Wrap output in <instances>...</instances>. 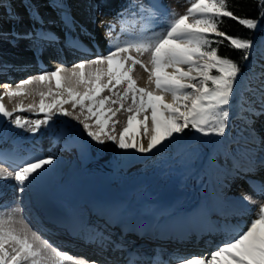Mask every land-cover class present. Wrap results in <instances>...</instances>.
Here are the masks:
<instances>
[{
  "label": "bare ground",
  "instance_id": "1",
  "mask_svg": "<svg viewBox=\"0 0 264 264\" xmlns=\"http://www.w3.org/2000/svg\"><path fill=\"white\" fill-rule=\"evenodd\" d=\"M20 1L9 0L8 3L14 7L0 8L5 9L0 12V37L6 38L11 33L14 36L11 38L12 43L23 40L27 48L16 49L0 41V93L5 91V84L15 88L12 82L29 69L33 74H40L48 67L55 70L60 63L73 65L102 53L107 55L110 48L107 36L110 24L115 26L113 37L118 32L122 35L121 40L128 39L129 34L138 36L134 35L136 26L130 21H121L113 11L103 14L96 31L94 19L101 15L94 10L95 0H23L24 4L30 5L28 8L19 4ZM130 2L131 5L133 2L136 4L134 0ZM116 4L119 5V2ZM133 11L137 10L132 8L128 12ZM13 13L29 15L31 21H25L26 26H20L16 21L2 19V16H12ZM125 14L128 16V13ZM13 17L17 18L16 15ZM46 21L59 25L46 24ZM76 28L82 32L81 36L75 35ZM122 28L126 30L124 33L121 32ZM261 44L264 47V36ZM50 52L58 54L61 60L55 62L56 59L40 58L42 54ZM132 55L139 58L136 52ZM260 61L261 64L256 66L249 81L253 92L240 102L238 116L243 124L241 141L245 146L241 152L231 149L226 154L228 159L220 155L213 157L225 169L224 174L223 171L219 176L207 174L206 181L196 189L199 192L196 197L188 198L189 194L185 193H190L191 186H197L206 175L198 168L202 163L197 158V147L185 152L179 149L172 162H165V165L161 160L152 159L148 163L144 162L143 168L139 166L141 169L135 170L132 161L119 166L120 162H116L118 156L106 161V167L113 168L109 171L100 165L88 170L84 166L94 159L95 156L91 157L92 150L98 145L103 146L98 149L96 147L95 154L97 157L106 156L111 141L106 138L103 144L93 141L84 132L83 126L71 117L56 116L50 126L41 128L36 134L17 128L0 117V168L13 171L26 160L47 156L55 158V162L47 166L23 192L19 191L20 186L15 179H0V214L21 208V215L33 230L53 247L68 252L76 260L94 259L99 264H130V261L136 264H155V261L160 260L161 264H176L179 257L205 255L203 250L210 254L218 244L235 238L244 230L255 217V208L258 209V204L264 202L261 194L264 186V58L260 57ZM92 67L86 66L89 70ZM54 86L53 81V89ZM41 90L47 89L34 82L26 86L25 95L11 99L5 96L3 103L9 111L18 104L25 107L29 104L38 105V91ZM166 99L170 101L171 96L167 95ZM128 105H131V100ZM114 106L118 107V104ZM65 107L73 111L70 105ZM249 108L254 109V113L247 111ZM79 112L77 108L74 115ZM126 113V109L121 110L115 117L119 123L115 125L114 134L118 135L126 125ZM17 114L30 119L38 118L31 112ZM68 135L70 140L67 139ZM138 139H143L146 146V137ZM74 149L81 155L79 167L70 163L74 160L68 161L64 157L65 154L73 153ZM129 156L136 163L143 161L138 155ZM111 159L116 160V163H110ZM157 166L163 169L153 173ZM177 178L185 180L184 188L176 182ZM205 184L208 186L204 187ZM27 187L31 192L27 191ZM41 193L61 204L72 226H58L45 220L37 200ZM10 194L13 195L11 198ZM245 194L260 201L245 202L242 200ZM134 195L137 196L136 200ZM186 198L189 201L184 207L176 204ZM137 201L140 203L135 206ZM250 211L253 213L249 214Z\"/></svg>",
  "mask_w": 264,
  "mask_h": 264
},
{
  "label": "snow or ice",
  "instance_id": "2",
  "mask_svg": "<svg viewBox=\"0 0 264 264\" xmlns=\"http://www.w3.org/2000/svg\"><path fill=\"white\" fill-rule=\"evenodd\" d=\"M255 2L260 18L264 19V0ZM144 12H147L146 17ZM131 14L146 21L141 34L121 40L119 35L113 37L115 26L110 24L107 55L81 60L70 67L60 64L53 71L18 82L15 88L5 84V91L0 93V117L33 134L50 126L56 116L71 117L83 126L93 141L103 144L106 138L119 149L143 154L157 150L186 130L203 136H223L241 68L235 60L219 54L218 45L227 41L231 48L244 53V60H248V50L253 47V42L229 35L218 25L230 18L248 29H256L260 20L235 15L227 0H190L183 15L160 13L158 8L146 9L143 4ZM160 18H165L162 26ZM125 19V14L121 13L120 20ZM125 31L121 29L122 33ZM133 51L141 56L150 55V70L132 55ZM136 65L150 71L149 79L154 78L157 91L137 87L132 76ZM86 66L93 67L89 70ZM34 82L47 89L38 91L39 104L27 107L18 104L9 111L3 98L25 95L26 86ZM121 85H126L123 93L119 94V100L113 99L112 95L118 94L116 89ZM105 91L112 95H103ZM129 94L131 105L126 109L129 113L126 125L116 135L115 125L119 121L115 117L125 110L123 101ZM167 95L171 96L170 101L166 99ZM109 104L119 106L113 108ZM65 105H70L73 111ZM77 108L80 112L74 115ZM247 111L254 113L255 110L249 108ZM24 112H31L38 118L17 114ZM141 136L147 138L146 146L143 139H138ZM54 159L47 156L26 160L13 171L0 168V179H15L19 191L23 192L47 166L53 164ZM261 194H264V186ZM242 200L253 203L248 194ZM22 211L17 207L0 214V264H88L86 260H76L68 252L53 247L33 230L21 215ZM91 264L98 262L93 260ZM130 264L136 262L130 261ZM155 264H161V261L157 260ZM176 264H264V202L259 204L250 224L235 238L227 240L210 254L179 257Z\"/></svg>",
  "mask_w": 264,
  "mask_h": 264
},
{
  "label": "rangeland",
  "instance_id": "3",
  "mask_svg": "<svg viewBox=\"0 0 264 264\" xmlns=\"http://www.w3.org/2000/svg\"><path fill=\"white\" fill-rule=\"evenodd\" d=\"M87 1H90V0H87ZM95 1H96V5L94 6V10H95L96 14H100L101 15V17L97 16L94 19V21H95L94 23H96L95 27L97 26L96 27V31H98V27H99L98 24L101 23V19L103 17V14H106V12H112L113 11L114 13H116L118 15V17H120V13H124V14L128 13V16H127V14H125V17L126 16L129 17L130 20L126 17L128 20L126 19L124 21H126V22L130 21L132 24H134L136 26L137 33H136V31H135V33L134 32L133 33H134V35L137 34L138 36L141 34V28L146 23V21L140 20L139 15H132L131 12L129 13L128 11H132V8H134V10H137L139 5L143 4L146 9L152 8V7L158 8L160 13L174 12L176 14L183 15V14H185L187 8L190 6V0H151V1L150 0H146V2H145V0H134L136 2V4L133 2L132 5H131L130 0H95ZM106 1H109V2H106ZM126 1H127V3H126ZM8 2H9V0H4V2H0V8L2 7V8H9L10 9V8L14 7V5H12L11 3H8ZM20 2L21 3H19V4L26 5L27 8L30 7V5H28L27 3L24 4L25 1L23 2V0H21ZM118 2H119V5L116 4ZM104 4H106V5H104ZM102 5H104V8H102L103 7ZM163 8H165V9H163ZM126 9L128 11H126ZM164 10H165V12H164ZM1 11H5V9H1L0 12ZM133 12H135V11H133ZM3 13H5V12H2L1 14H3ZM13 15H16L17 18H14ZM13 15L12 16H6V17L2 16V19L7 20L8 22H11V21L15 22L16 21V22H18V25H20V26L21 25L23 26V24L25 25V21H28V20L31 21V19H29L30 18L29 15L28 16L27 15L23 16V15H19V14H16V13H13ZM143 15L146 17L147 16V12H144ZM47 22L52 24V25H54V26L59 25L58 23L53 22V21H46L45 23L48 24ZM164 22H165V18H160V25L161 26L164 24ZM139 26H141V27H139ZM8 28H9V26H8ZM74 33H75V35H79V36L82 35V32L79 29H77V28H76V31H74ZM8 35H7L8 37H6V38L0 37V41H2V42L4 41V42L7 43L8 46L14 47L16 49H23V48L27 49L26 46L23 45L25 43L23 40H20V42H17L16 44H14V43L11 42V40H12L11 38H13L14 36H12L11 33L8 34ZM117 35H119L120 38L122 36L121 33H119V32H118ZM128 36H129V38L132 37V35L130 36V34ZM263 36H264V29H263V33L258 37L257 44L252 49V52H253L252 60L249 62L248 67L246 68V70L240 73V76H239V78L237 80L235 93H234V95L232 97V101H231V104L229 106L230 117H229V119L227 121L226 132H225V134L223 136H219V135L203 136V135H201L199 133H196V132H194L192 130H186L184 134L175 136L172 140H170L168 142H165L157 150H154L153 152L146 153V154L136 152L135 150H122V149H119L114 142H109V144H108V152H107L106 156H99V157L96 156V154H95L96 150L98 148H103V146H99L98 145V146H96L97 149L95 147L92 150V156L91 157L95 156L94 159H92L91 162L89 164H87L88 166L86 165L84 167H86L88 170H90V168L92 169L94 166L99 167V165H100V167L103 168V166L106 167V165H107L106 161L110 160V157H118L119 156L118 157L119 159L117 161L111 159L110 163H112V162L113 163L120 162L118 165L121 166L124 163H128L129 161L130 162L132 161L133 163H135V164H133L134 169L136 168L135 170H139V169L144 167L142 165H144L145 163L150 162V160H152V159L161 160L160 162H162V164H164L165 162L168 163V161L172 162V160L174 158V154L179 149H181L182 151L184 150L183 152H185V150H188V149H190L192 147H197V154H198L197 158L199 159V160L198 159L197 160L201 161V163H202V165H200V167H198V168H201L202 171L205 172L206 175H204L200 179V181L197 183V186H195V184H193L191 186L192 187V191L190 193H187V192L185 193V195L189 194L188 198H190L192 196H193L192 198L196 197L197 194L199 193L196 189H197V187H200V184L203 181H206V179L208 177L207 174L214 173V174L218 175L219 173H222V171H223V174H224L225 169H222L223 166L221 165L222 167H220V164L217 163V161L215 162L213 160V157L216 156V155H220V156H223V159H225V158L228 159L227 158L228 155H226V154L231 149L232 150H236L238 152H241L243 150L244 146H245L244 142L241 141L242 138H243L241 136V132H242V128H243L242 125L243 124L241 123V117L238 116V114L240 113L239 112L240 102H243L244 100H246V96L249 93L253 92V91H251L252 88L250 87V84H249L250 82L249 81H250V78L252 77L253 73L255 72L256 66L261 64L260 57L264 58V47L261 44ZM133 53H135V51H133L132 54ZM42 55L40 56V58H42V60H43V58H44V60H45V58L54 59V58H51L48 55L47 56L45 54H42ZM101 55H105V54L102 53ZM138 59L142 60L143 63L145 65H147V68L149 70L151 69L152 66H151V63H150V55L148 53H145L142 56L139 55ZM56 61L57 60H55V62ZM60 64H64L65 66H68V67L71 66L70 65L71 63L70 64L60 63ZM53 66H55V65H53ZM137 66H135V68H134V70L132 72L134 74V76H136V78H134V76H133V78L137 82V87L146 88L149 91H154V92L157 91V90H155L156 88H155V85H154L155 84L154 83V78L152 80L149 79L150 71H146L145 68L141 67L140 65H137ZM51 69L52 68L48 67L45 72L53 71V69L52 70ZM29 70L30 71L27 70V71L23 72L22 77H18V79L16 81L20 82V81H22L24 79H28L29 77L38 75V74H33L34 72L31 71V69H29ZM169 71H171V69H169ZM16 81L12 82V84L16 85L18 83ZM124 87H126V85H121L120 87L117 88V90H116V92L118 93L117 95H112L111 93H109L107 91H105V93L103 95H112L113 99H118L119 100V94L123 93L122 91L124 90ZM125 100L123 101L124 108L127 109V107H129L128 103H130V100H131V94H129V97L127 99H125ZM108 106L109 107H114V108L117 107V106H114V105H111V104H109ZM128 115H129V113L127 112L126 116H125V122L127 121V116ZM239 120H240V122H239ZM67 139L70 140V136L69 135H68ZM127 151H131V152H127ZM130 153H132V154H130ZM133 154L136 155V156L137 155L140 156L141 160H143V161L142 162H138V163L134 162L130 158L131 156H129V155H133ZM177 156L178 155H176L175 158H177ZM64 157L68 161L69 160H74V161H70V163L72 162V164L74 163V165H78V167H79V165H81V162H80L81 155L77 152V149H74L73 153L71 152L69 154H65ZM77 158H79V160ZM95 158H97V159H95ZM120 159H121V161H120ZM54 162H55V160H54ZM162 164H161V166H162ZM139 166L141 168H139ZM161 166H157V169L155 171H153V173L154 172H160V170L163 169V168H161ZM106 168H107L108 171L113 169V168L109 169L108 167H106ZM152 169H154V168H152ZM122 179H123V177H122ZM240 179H242V178H240ZM112 181L113 180H111V183H112ZM114 182H116V180H114ZM176 182L178 184L180 183L179 185H181V187L184 188L185 180H183L181 178H177ZM207 186H208V184H207ZM207 186L205 184L204 187H207ZM140 187H142V186H140ZM49 190H54V189H49ZM27 191L31 192V189L29 187H27ZM193 191H194V194H193ZM262 196H263L262 197V199H263L264 198V194ZM134 198H135L134 200H136L137 196L134 195ZM143 198H145V197H143ZM188 198L182 199L181 201H177L176 204L180 205L181 207H184V205H187V203L189 201ZM256 201L258 202V201H260V199H254L253 200V202H256ZM139 203H140V201H137L135 206H138ZM259 204H258V206H259ZM255 209L256 210L254 211V213L252 211H250L249 214L253 213V215L255 216V214H256V212L258 210L257 208H255ZM174 213H176V212H174ZM239 216L243 217L242 214H240ZM221 245L222 244H218L217 248L219 246H221ZM216 249L214 248L212 251H215ZM164 250H166V249H164ZM205 255H207V253Z\"/></svg>",
  "mask_w": 264,
  "mask_h": 264
},
{
  "label": "trees",
  "instance_id": "4",
  "mask_svg": "<svg viewBox=\"0 0 264 264\" xmlns=\"http://www.w3.org/2000/svg\"><path fill=\"white\" fill-rule=\"evenodd\" d=\"M227 3L230 10H232L235 15L244 18L259 19V25L256 29H248L235 20L225 18L223 22L218 25V27L220 28V30L227 32L229 35L250 39L253 42L254 47L257 44L258 37L263 33L264 29V19H261L259 16V9L256 6L255 0H227ZM213 46L217 47L216 44H213ZM253 47L248 50L250 51L248 60H244V53L242 51L231 48L227 41H225L223 44L218 45V51L219 54L228 56L231 59L235 60L239 64L241 72H243L246 70L249 62L253 58Z\"/></svg>",
  "mask_w": 264,
  "mask_h": 264
}]
</instances>
